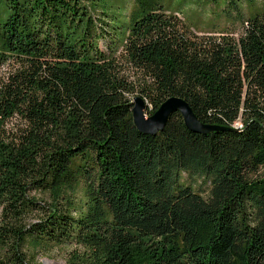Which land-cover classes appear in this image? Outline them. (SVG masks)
<instances>
[{"label": "trees", "instance_id": "obj_1", "mask_svg": "<svg viewBox=\"0 0 264 264\" xmlns=\"http://www.w3.org/2000/svg\"><path fill=\"white\" fill-rule=\"evenodd\" d=\"M106 1L0 0V264H264V0ZM132 71L217 130L141 133Z\"/></svg>", "mask_w": 264, "mask_h": 264}, {"label": "rangeland", "instance_id": "obj_2", "mask_svg": "<svg viewBox=\"0 0 264 264\" xmlns=\"http://www.w3.org/2000/svg\"><path fill=\"white\" fill-rule=\"evenodd\" d=\"M106 11L109 15H112L113 13L117 12L118 9L114 5L113 0H107L105 3ZM130 7V6H129ZM182 18V16H180ZM130 80L134 82L135 87L137 88V92L130 97L132 101H134L136 98H142L139 91V85L142 84V79L138 77V74L136 71H132L129 74ZM147 109H146V115L153 111V106L151 103L146 100ZM150 116V115H148ZM6 130L10 131L12 130V125L7 124ZM261 172L264 173V169L261 170ZM77 188V185L70 186L65 189V193L74 192ZM64 193V194H65ZM63 194L61 190L51 192L49 194L47 193H33L32 196L35 197V199L42 204H49L51 203L52 199L55 197H60ZM35 214L24 216L22 220L26 222V224H30L34 222ZM6 222V215L4 213V207L0 205V227L3 226ZM28 244L21 246V250L25 251ZM28 250V249H27ZM31 253L37 254V257L35 261L37 264H92V255L90 252L81 244L77 243H71V244H64L61 246H44L40 245L36 247L34 250H30ZM5 255V248L4 244L0 242V256Z\"/></svg>", "mask_w": 264, "mask_h": 264}, {"label": "water", "instance_id": "obj_3", "mask_svg": "<svg viewBox=\"0 0 264 264\" xmlns=\"http://www.w3.org/2000/svg\"><path fill=\"white\" fill-rule=\"evenodd\" d=\"M147 104L142 98L133 101V119L136 128L143 134L156 135L163 131L170 117L175 112H180L184 118L186 126L194 132L209 133L217 128L202 126L194 115L190 106L180 98H169L151 116L146 115Z\"/></svg>", "mask_w": 264, "mask_h": 264}]
</instances>
